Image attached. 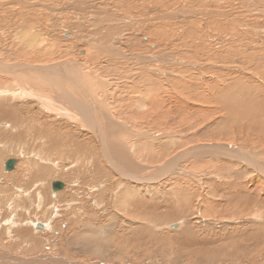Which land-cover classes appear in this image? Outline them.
<instances>
[{
	"label": "rangeland",
	"instance_id": "374dc122",
	"mask_svg": "<svg viewBox=\"0 0 264 264\" xmlns=\"http://www.w3.org/2000/svg\"><path fill=\"white\" fill-rule=\"evenodd\" d=\"M18 1L34 0H0V62L54 64L86 50L92 75L71 70L99 114L104 150L142 182L121 179L78 115L61 114L72 102L51 101L58 108L46 112L34 98H0V123L19 125L0 127V264H264V0H37L41 8ZM29 29L40 35L30 52L22 36ZM107 44L127 60L109 58ZM138 55L141 64L131 58ZM104 65L124 69L103 72ZM111 116L123 131L108 133ZM215 144L245 145L261 158L259 176L216 150L176 157ZM119 149L121 159L113 155ZM9 159L16 160L10 172ZM95 165L107 175L92 172ZM55 181L64 188L53 195ZM37 223L46 228L36 231Z\"/></svg>",
	"mask_w": 264,
	"mask_h": 264
},
{
	"label": "bare ground",
	"instance_id": "6f19581e",
	"mask_svg": "<svg viewBox=\"0 0 264 264\" xmlns=\"http://www.w3.org/2000/svg\"><path fill=\"white\" fill-rule=\"evenodd\" d=\"M13 2V1H12ZM19 2V1H18ZM31 2V3H30ZM30 2H26L25 3V1H23V2H19L21 5H23V6H27V8H28V6H33V5H38V7L40 6V8L42 7V5H44L45 3H43V1H37V0H34V1H30ZM45 2H47V3H50V4H53L52 3V0H45ZM4 3V2H3ZM2 4V3H1ZM101 4H103V1H101V2H97V6L95 7V8H97L99 5H101ZM54 6H55V4H53ZM95 5V4H94ZM50 6V5H49ZM34 7V6H33ZM51 7V6H50ZM100 7V6H99ZM116 7V6H115ZM19 9H20V7H19ZM44 9V8H43ZM100 10L102 9V8H99ZM45 10L46 11H50V8H48V7H46L45 6ZM44 10V11H45ZM97 10V9H96ZM98 11V10H97ZM105 10H101V12H104ZM107 11V10H106ZM105 11V12H106ZM41 12V11H40ZM56 12V11H55ZM29 13V12H28ZM28 13H26V14H28ZM84 13V12H83ZM29 16V15H28ZM111 17V16H110ZM99 19H100V17H99ZM93 21V20H92ZM43 22V21H42ZM100 22V21H99ZM138 23V22H137ZM137 23H136V25H137ZM65 25V24H64ZM32 27V26H31ZM31 27H30V29H31ZM29 29V30H30ZM52 29H53V27H52ZM32 30V29H31ZM31 30L30 31H26L25 33H24V35H22V36H26L27 38V40H28V43L27 44H25L26 45V47H24V49L25 50H27L28 52H30V49L31 48H35L34 46V44L36 43L35 41H37L38 39V37L40 36L38 33H33V32H31ZM53 32V31H52ZM21 33V32H20ZM59 33V32H58ZM37 34H38V36H37ZM47 35V34H46ZM55 35V34H54ZM58 35V34H57ZM21 36V35H20ZM45 36V35H44ZM51 36H52V34H51ZM67 36V37H66ZM72 36L73 35H70V34H64L63 36H61V39L62 40H68V39H72ZM78 36V35H77ZM37 37V38H36ZM50 37V36H49ZM48 37V38H49ZM60 37V36H59ZM42 38H43V36H42ZM45 38V37H44ZM77 38H79V37H77ZM59 39V38H58ZM97 39V38H96ZM99 39V38H98ZM40 40V39H39ZM43 40V41H42ZM44 40L45 39H41L40 41H42V45L44 46L43 48L44 49H48L49 48V45H47L45 42H44ZM61 40V41H62ZM100 40V39H99ZM103 40H105L104 38H103ZM111 43H118L119 41H120V43L119 44H121V46H123L124 47V49L127 51V50H129L128 51V53L130 52V51H132V50H134L133 49V46H132V44H130L129 43V41H126V42H123V40L124 39H120V38H111ZM121 40H122V42H121ZM64 41H62V42H64ZM71 41H73V40H71ZM81 41V40H80ZM26 42V41H25ZM35 42V43H34ZM69 42V41H68ZM100 42V41H99ZM45 43V44H44ZM98 43V42H97ZM71 44V43H70ZM91 44V43H90ZM109 44V43H108ZM107 44V45H108ZM34 45V46H33ZM67 45H69V44H67ZM97 45V44H96ZM38 46V45H37ZM98 46H99V44H98ZM103 46V45H102ZM113 45H111L110 44V47H109V45H108V47H109V50H108V48H102V49H107L110 53H111V57H109V58H114V59H117V58H120V55H121V57L123 56L124 57V59H126L127 58V56L125 55V54H122V53H120L119 51H118V48L120 47H117V48H114V47H112ZM146 47H149V45L147 44L146 45ZM80 48H81V46H80ZM100 47H91L90 46V49H93L94 51H100V49H101ZM29 49V50H28ZM71 49V48H70ZM78 49V48H77ZM88 49V48H87ZM5 50V49H4ZM20 50H21V48H20ZM79 50V49H78ZM7 51H8V49H7ZM10 51V50H9ZM15 51V50H14ZM72 51V50H71ZM73 51H74V49H73ZM86 51V50H85ZM81 52V51H79L78 53H77V56L76 57H73V58H67V60H65V61H61V62H57V63H54V64H41V65H39V64H33V65H29V63L28 64H6V63H1L0 62V98H3L2 100H8V99H10V98H16L17 97V99L19 98L20 100H23L24 99V102H25V99H27V98H34V101H36V102H39V104H40V108H42V109H45L46 110V112H54V108L55 107H57V106H54V102L53 103H51V101H56L57 103L58 102H72V104H67L66 105V107H67V110L66 111H64V112H62L61 114H63V113H67V114H73V113H76L77 115H78V117L80 118V120L82 121L81 122V124L83 123L84 125H86V126H88V128L91 130V133H92V135L94 136V140H95V142H96V144H97V147L99 148V152H101L102 153V157L104 158V160H106V163L111 167V168H113L114 169V171L117 173V175L118 176H121V179H123V177L124 178H130V179H132V180H135V182H138V183H141L142 181H140V178H131L130 176H128L123 170H121V168H120V165L118 164V163H116L115 161H113L112 160V156L110 155V153L108 152V151H106V150H104V145H105V141H104V145H103V142H102V137H103V134H102V130H101V128L97 125L98 124V122H97V120H96V118H97V116L99 115L97 112H95L94 111V109H92V107H91V105H90V103H89V101L87 100V97H86V95L87 94H85L84 93V90L82 89V82L80 81V79L78 78V77H76L75 76V74H74V72L71 70V68H74L75 70H79L80 72H82V73H84V74H91V72H90V70L88 69L89 67H94L93 66V63L92 62H90V60H92V58L90 59L87 55H88V53H87V51L86 52ZM91 51V50H90ZM102 51V50H101ZM105 50H103V52H104ZM147 51V54H149L150 53V51H148V50H146ZM34 52V51H33ZM113 52V53H112ZM11 53H12V51H11ZM15 53V52H14ZM23 53V52H22ZM44 53H48V50H44ZM44 53L43 54H41V53H38V57H37V59L38 60H40V55H44ZM91 53V52H90ZM110 53L108 54V55H110ZM2 54H3V59H5V60H8V58L10 59V56H11V54L9 53V52H4V51H2ZM26 54V53H25ZM35 54V53H34ZM105 54H106V51H105ZM106 54V55H107ZM114 54V55H113ZM8 55H10V56H8ZM14 55V54H13ZM76 55V54H75ZM105 55V56H106ZM108 55H107V57H108ZM4 56H5V58H4ZM27 56V55H26ZM12 57V56H11ZM18 57V56H17ZM28 57V56H27ZM44 57H45V55H44ZM91 57V56H90ZM122 57V58H123ZM131 58H134V59H136V61L139 63V64H141V60H142V57L141 56H132ZM159 58H161V57H159ZM158 58V59H159ZM36 59V58H35ZM90 59V60H89ZM151 62H153L154 61V59L155 58H148ZM162 59V58H161ZM127 60V59H126ZM160 60V59H159ZM100 61V60H99ZM95 62H97V61H95ZM155 63V62H154ZM95 64H97V63H95ZM94 64V65H95ZM117 66H120V65H117ZM115 68V70H120V69H122L123 67H116V65H104L103 67H102V69H103V72H105V71H111L110 70V68ZM96 68V67H95ZM127 68V67H126ZM100 69V68H99ZM124 69V68H123ZM144 67L142 68V67H138V69L136 70V73L138 72H140V70L141 71H144ZM95 70H97L98 72H99V70H98V67H97V69H95ZM101 70V69H100ZM113 70V69H112ZM147 70V69H146ZM164 70V69H163ZM114 71V70H113ZM150 74H153L154 72L155 73H160L159 71H155V69H149L148 68V70H147ZM31 72V73H30ZM30 74H34L35 75V77H33L32 75H31V77H30ZM76 74H78V73H76ZM135 74V73H134ZM162 74H164L163 72L162 73H160V76H164V75H162ZM3 75V76H2ZM79 75V74H78ZM92 75V74H91ZM153 76V75H152ZM80 77V76H79ZM85 77V76H84ZM94 77V76H93ZM148 77H149V75H148ZM165 77V76H164ZM95 78V77H94ZM87 79V77H85V80ZM90 79V78H89ZM88 79V80H89ZM98 79H100V78H98ZM98 79H95L96 81L98 80ZM13 80V81H12ZM133 80H135V79H133ZM147 80V79H146ZM27 81H32V82H34V81H37V82H39V84L40 83H42V84H44V85H47L48 86V89H49V93H45L46 94V96H43V95H40V94H38V92H42L41 90H44V89H41V90H39V89H37V88H27V87H25V83H27ZM92 81H94V79L93 80H90V82H92ZM95 81V82H96ZM152 81V80H151ZM98 85L100 86V85H102L103 86V88L104 87H106V82L104 81H101V84H100V80H98ZM106 83V84H105ZM152 83V82H151ZM28 84V83H27ZM86 85H88L89 86V82L88 83H86ZM97 85V86H98ZM108 85V84H107ZM90 87V86H89ZM77 89H80L81 90V92L79 91L78 93L76 92V90ZM14 90H17V91H14ZM103 90V89H102ZM12 91H14V92H12ZM89 91V90H88ZM44 92H47V91H45L44 90ZM97 92V91H96ZM251 95V94H250ZM88 96H90V95H88ZM44 97H47L46 99L44 98ZM39 98H40V100H39ZM18 99V100H19ZM12 101H13V99H11ZM28 100V99H27ZM39 100V101H38ZM93 100V99H92ZM104 102H101L103 105H105V99L103 98L102 99ZM15 101V100H14ZM98 102V101H97ZM100 102V101H99ZM56 103V104H57ZM155 103V102H154ZM108 104V103H107ZM147 104V103H146ZM3 106H4V104L3 103H0V109H3ZM58 108V107H57ZM56 109V108H55ZM113 109H115V108H113ZM59 110V109H58ZM57 110V111H58ZM63 110H65V109H63ZM171 110V109H170ZM94 111V112H93ZM99 111V110H98ZM110 111V110H109ZM4 112V111H3ZM3 112H1L2 114H3ZM59 112V111H58ZM58 112H56V113H54V114H58ZM114 112V111H113ZM124 113V112H123ZM144 113V112H143ZM67 114H63V116H67ZM111 114H112V112H111ZM52 115H53V113H52ZM59 115V114H58ZM101 115V114H100ZM9 116V115H8ZM11 117V116H10ZM10 117H8V119L10 118ZM105 117V116H104ZM162 117V116H161ZM4 119V117H2V116H0V119ZM101 118V117H100ZM69 119H70V117H69ZM104 119H106V117L104 118ZM13 120V119H12ZM17 120V119H16ZM21 121H22V119H20ZM115 120V119H114ZM8 122L7 123H5V122H1L0 123V127H6V126H8V125H10L11 126V123H12V126H11V128H13V129H15V130H17V129H19V125H17V122L16 121H14V122H11L10 123V121L9 120H7ZM97 123V124H96ZM22 124V123H21ZM55 124V123H54ZM108 125L109 126H107V131H108V133L109 134H111L114 130H117V128L119 129H121V128H123V124H122V122H119V121H113V119H112V116L110 117V119H109V123H108ZM9 128V127H8ZM114 128V129H113ZM124 128H127V130H129L128 129V127L127 126H124ZM5 129V128H4ZM122 131L124 130V129H121ZM118 131V130H117ZM56 135V134H55ZM139 135V134H138ZM58 135H56L55 137H57ZM68 136H69V133H68ZM7 137H9V136H7ZM49 139V138H48ZM57 139H58V137H57ZM49 143V142H48ZM54 144H55V142H54ZM56 145V144H55ZM204 145V144H203ZM206 146V145H205ZM205 146H199V147H194V148H190V149H188V150H186V151H184L183 153H181V154H179L178 156H176L178 159L179 158H181V157H183V155H188L189 156V154H190V156H200L201 154H200V152L202 151V150H207V149H209L210 151H213V150H216V151H220V152H223L224 154H226L227 156H230V157H232L233 159H235V160H239V162L240 163H244V165H242L243 166V168H245V169H247L245 172H249L250 171V173L251 172H255V174H257V176H259V174L260 173H258V172H261L262 171V168H261V166H260V159L261 158H258V156L256 157V158H254L253 156H250L251 154V152L250 151H247V153H245V145L244 146H241V149H239V148H236V147H234V146H231V145H223V144H219V145H217V144H215V145H212V146H208V147H205ZM119 148V147H118ZM132 149V148H131ZM120 150V149H119ZM77 151H78V153L79 152H81V153H85V151L83 150L82 151V149H77ZM123 150H120V151H116V150H113V155L115 156V157H119L120 158V156H119V153L120 152H122ZM250 152V153H249ZM253 152H255V151H253ZM80 153V154H81ZM250 154V155H249ZM257 154V153H256ZM262 154V153H261ZM46 155V154H45ZM48 155V154H47ZM258 155V154H257ZM202 156V155H201ZM50 157V156H49ZM82 157V156H81ZM79 158V159H83V157L82 158ZM124 157H125V155H124ZM150 157H151V155H150ZM150 157H148V158H150ZM173 158L172 160H170L168 163H171V164H174V163H176L177 162V158ZM48 159V158H47ZM121 159V158H120ZM49 160V159H48ZM7 162V161H6ZM5 162V163H6ZM82 162V161H81ZM81 162H78V165L80 164V165H82L83 164V162H82V164H81ZM158 162V161H157ZM127 165L128 166H132L131 165V161L130 160H127ZM175 165V164H174ZM173 165V166H174ZM108 166V167H109ZM169 166H172V165H170L169 164ZM232 166V165H231ZM38 168H39V166H38ZM38 168H36V169H38ZM85 168V167H84ZM102 168H104L103 166H102ZM164 168L165 167H162V168H160V170H158V172H156L154 175H155V177L154 178H156V179H154V180H152V182H158L159 180H160V178H159V176L161 175V173H162V171H164ZM135 169V168H134ZM133 169V170H134ZM6 170V169H5ZM40 170V169H39ZM38 170V171H39ZM76 170H78V169H76ZM156 170V169H155ZM176 170V169H175ZM6 171H8V170H6ZM94 171V173L96 172L97 174H100V176L102 177H105V175H107V169H101V167L100 166H98V165H95V166H92V172ZM8 172H10V171H8ZM39 172H41V171H39ZM106 172V173H105ZM154 173V172H153ZM152 174V173H151ZM124 175H126V177L124 176ZM123 176V177H122ZM151 177V176H150ZM142 179V178H141ZM145 179H150V178H145ZM152 179V178H151ZM124 180V179H123ZM119 181H121V180H119ZM118 181V182H119ZM146 181V180H145ZM148 182H150V180L148 181ZM53 183V182H52ZM62 183V182H61ZM63 184V183H62ZM158 184V183H157ZM52 185V184H51ZM63 186H64V184H63ZM138 187V186H137ZM64 188V187H63ZM148 188V190H147V193L146 194H151V191H152V189H151V187H147ZM138 192V191H137ZM139 193V192H138ZM141 193V192H140ZM128 195V194H127ZM132 195H136V193H133ZM140 195V194H139ZM133 197V196H132ZM139 197V196H138ZM28 223V222H27ZM29 224H31L30 222H29ZM38 224H41V223H37L35 226H33L34 227V229L36 230V231H41V230H37V228H36V226L38 225ZM42 225V228L43 229H45L46 227L43 225V224H41ZM173 225V224H172ZM172 225H169L168 226V228H170V226H172ZM67 226V225H66ZM59 231V230H58ZM85 254V253H84ZM42 259H46L45 257H41ZM73 258V257H72ZM62 259V258H61ZM68 259V258H67ZM60 260V259H59ZM53 261V260H52ZM51 261V262H52ZM7 262H9V261H7ZM60 263V262H59ZM66 263V262H65ZM71 263V262H70ZM69 263V264H70ZM78 263H80V262H78ZM11 264H21V261H16V260H14V261H11ZM36 264H39V263H36ZM48 264V263H47ZM51 264V263H50ZM55 264V263H54ZM63 264H64V262H63ZM68 264V263H67ZM72 264H74V263H72ZM82 264V263H81Z\"/></svg>",
	"mask_w": 264,
	"mask_h": 264
},
{
	"label": "water",
	"instance_id": "95a60500",
	"mask_svg": "<svg viewBox=\"0 0 264 264\" xmlns=\"http://www.w3.org/2000/svg\"><path fill=\"white\" fill-rule=\"evenodd\" d=\"M66 37H67V36H66ZM15 164H16V160H15V159H9V160L5 163L4 167H5V169L8 170V171H13V170L15 169ZM63 187H64V186H63V184H62L61 182H59V181H55V182H53L52 185H51V190H52L51 192H52L53 195H54V193L60 192V191L63 189ZM178 226H179V224H178V223H175V224H173L172 226H170L169 229H171V230H175V229L178 228ZM36 228H37V230H42V229H43L41 224H38V225L36 226Z\"/></svg>",
	"mask_w": 264,
	"mask_h": 264
}]
</instances>
